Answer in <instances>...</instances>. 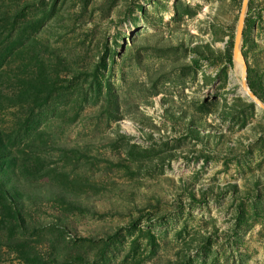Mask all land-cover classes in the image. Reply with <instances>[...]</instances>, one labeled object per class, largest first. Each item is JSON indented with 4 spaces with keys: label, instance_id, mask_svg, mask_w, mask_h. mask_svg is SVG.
Masks as SVG:
<instances>
[{
    "label": "rangeland",
    "instance_id": "374dc122",
    "mask_svg": "<svg viewBox=\"0 0 264 264\" xmlns=\"http://www.w3.org/2000/svg\"><path fill=\"white\" fill-rule=\"evenodd\" d=\"M242 1L0 0V264H264Z\"/></svg>",
    "mask_w": 264,
    "mask_h": 264
},
{
    "label": "water",
    "instance_id": "95a60500",
    "mask_svg": "<svg viewBox=\"0 0 264 264\" xmlns=\"http://www.w3.org/2000/svg\"><path fill=\"white\" fill-rule=\"evenodd\" d=\"M245 6V0L242 1V5H241V9L237 18V22H236V26H235V32H234V36H233V40H232V57L233 58H239L241 60L242 63V72H241V76H242V83L248 88V86L245 83L244 80V62L243 59L240 56L239 50H238V43H239V39H240V35H241V24H242V19H243V9ZM248 97H250V99L252 101H254L257 105H259L260 107H262L264 109V105L261 103V101L252 93L251 90H249L248 88Z\"/></svg>",
    "mask_w": 264,
    "mask_h": 264
},
{
    "label": "bare ground",
    "instance_id": "6f19581e",
    "mask_svg": "<svg viewBox=\"0 0 264 264\" xmlns=\"http://www.w3.org/2000/svg\"><path fill=\"white\" fill-rule=\"evenodd\" d=\"M234 60L241 63V60L239 58H234ZM241 87L244 88V90H245V92L247 93V96H248V94H249L248 93V88L242 83V80H241Z\"/></svg>",
    "mask_w": 264,
    "mask_h": 264
},
{
    "label": "trees",
    "instance_id": "16d2710c",
    "mask_svg": "<svg viewBox=\"0 0 264 264\" xmlns=\"http://www.w3.org/2000/svg\"><path fill=\"white\" fill-rule=\"evenodd\" d=\"M15 201V200H14Z\"/></svg>",
    "mask_w": 264,
    "mask_h": 264
}]
</instances>
